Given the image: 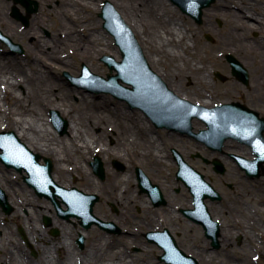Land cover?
I'll list each match as a JSON object with an SVG mask.
<instances>
[{
  "label": "bare ground",
  "instance_id": "bare-ground-1",
  "mask_svg": "<svg viewBox=\"0 0 264 264\" xmlns=\"http://www.w3.org/2000/svg\"><path fill=\"white\" fill-rule=\"evenodd\" d=\"M112 1L116 8L119 9L124 21L140 36V41L146 50L148 60L154 65H160L164 70V73L157 71L158 75L175 94L205 107H212L220 103L214 100L218 96V92L210 80L213 55L200 51L199 45L194 38V32L189 29L188 24L180 17V12L176 5L169 3L168 0H128L125 6L123 3L126 0ZM85 6L86 8L90 7L89 4ZM261 6L246 0H219L214 7L206 8V13H203V16L210 20L215 15H223L228 20L230 28L227 35L222 39V45L228 51L242 54L247 63H250V60L259 63L258 69L261 71L262 76L256 78V82L260 85L259 89L264 92V37H261L260 40H250L243 36V32L247 33L250 31H259L264 36V10ZM244 9L254 12L248 13L249 11L245 12ZM2 13H4V10L1 9L0 16L4 15ZM250 16H254L256 20H253ZM8 24L12 31L17 34L15 32L16 26L10 21ZM205 26L209 29H214L212 22L208 21ZM39 27L40 21L34 19L31 28L26 29L25 34L27 36L36 34L37 32L35 33L34 31L38 30ZM90 28H93V26L87 25L84 30L90 32ZM69 29L64 30V36L63 34L61 36L55 34L52 39V43L55 45L49 54L51 58L57 60L63 67L70 65V61L63 59L59 54L61 48L66 45H75L78 54L85 60H92L95 55L105 51L102 48L104 44V35L102 33H96L94 30L93 33L87 32L84 38L78 39L77 35L73 33L74 31ZM189 32L193 35L192 40ZM35 43L37 48L44 49L49 46L50 41L41 38L39 35ZM106 45L107 48L111 46L110 42H107ZM35 57L37 58L38 54H35ZM116 57L119 58L120 56L117 55ZM15 61L21 62L15 57L8 59L10 63ZM240 62H242L241 59ZM4 63L5 61L0 56V129L3 125L5 128L9 126L16 130L18 138L24 141V144L30 150H38L43 154L52 155L56 159V171L53 178L59 185L69 188L71 186L70 176L77 174L79 180L84 183L87 189L96 191L120 205L122 211L117 216V220L123 224L122 228L125 235L114 239L104 234L96 226H91L86 234L88 241L85 249L78 251L73 238L78 232L83 233V230L77 226H72L66 220L55 215L51 203L41 202L33 191L24 187L16 180L17 177L14 179L12 174L0 165V184L10 194V200L15 207L12 219L20 221L24 225L29 238L34 242L40 253L37 259L31 258L20 241L16 239L14 230L10 228L0 237V243L4 245V251L2 250L0 254V262H6V264H157L146 256L144 249L143 253H141L143 255L141 259L134 257L127 251V244H141V235L139 233L142 231H157L169 225L176 230L174 227L178 221L187 224L186 219H183L177 212L178 209L181 211L193 208V204L190 201H181L175 205L173 204L175 199L172 196L173 194L168 192V198L167 196L165 197L168 200V207L163 209L152 207L149 199L139 198L134 191L128 190L129 192H127V187L123 189L122 184H130L132 186V182H136L134 176L110 171L112 176L110 181L101 183L93 175L94 169L90 164L95 153L104 151L107 154L114 153L122 157L131 165L139 162L144 165L146 171L158 176L164 163L171 162L169 154L164 151L163 144L165 141H169L170 145H174V147L179 149L181 140H183L182 137L185 135L166 130L165 134L162 133V138H156L155 134H157V131L153 129L150 117L145 112L140 109L138 111L135 108H133L134 110H128L125 107H120V104H114L116 109L112 113L110 110H104L107 115L102 116L101 113L103 111L94 107L93 109H96L95 114L84 116V114L75 111L74 103L71 100L72 96L76 93L79 94L80 91L76 92L68 87L55 93V85L51 84L49 79L45 75L43 77V74L40 73L37 75L36 80L44 78L48 82L44 90V104L62 109L63 113L70 118V135L59 137L50 119L42 117L41 110L44 107L42 101L37 99L33 105L26 103L24 97L18 91V86L23 84L26 86V90L30 91L34 82L32 72L31 74L28 73L22 63H13L15 66L12 64L11 70L3 72L4 70L1 66ZM92 69L96 70L95 67H92ZM32 71L35 72V70ZM187 80L190 82L189 85H185ZM262 85L263 88L261 87ZM262 96H250L249 98L253 100L262 99L264 98V93ZM45 101L47 102L45 103ZM80 102L89 104L91 102L90 95L80 93ZM110 102L111 100L103 96L102 105L100 106L107 107ZM136 113H138V119ZM109 124H111L112 128ZM96 126H102L103 129L100 133L93 131ZM192 128L197 131L201 130L202 126L198 122H193ZM109 130H116L113 148L106 141V134ZM149 131L151 134L148 133ZM162 139L163 142L160 141ZM196 148L200 149V146L193 144L192 150ZM221 148L224 153L233 152L237 155H248L247 157L252 158L251 147L236 139H226ZM179 150L181 152V149ZM188 151L190 152L189 148ZM211 151L213 153L210 155L215 156L216 154L214 153L219 150L211 149ZM222 158L225 164L229 163L226 157L222 156ZM84 160L90 162V164L84 163ZM146 163L149 164L148 169ZM231 170L235 171L234 168H231ZM229 175L233 179L237 177L232 172H229ZM120 180H122V183H120ZM137 180L139 183L138 174ZM257 183H262L264 186V179H260ZM235 184L239 192L241 191L239 193L240 200H244L243 198L248 195L250 199H259L252 192L253 187L247 188L248 185L240 180ZM260 195L264 199V193ZM136 199L143 200V212L145 213V217L142 218L143 230H138L137 232L129 228L138 219L132 214V206L137 203ZM240 200L228 201V207H225L224 203L220 204V207L224 209L223 212L228 214L233 221V225L227 224L226 217H224L223 228H221L222 241L227 245L229 241L225 238H232L240 233L244 234L245 237L249 236L246 238L249 246L256 245L255 227H258V235H264V222L263 224L262 222L251 223L248 216L242 214ZM171 204L173 205L172 207ZM24 208L27 209L26 213L23 212ZM96 209L99 217L105 218L107 216L99 211L101 209L99 205ZM209 210L215 220L216 217L221 219L214 213L215 207L209 206ZM254 211L256 212V209ZM259 211L261 212L259 216L263 217L264 209H259ZM47 215L52 216L54 225L58 226L61 231L60 236L54 240L49 239L46 229L40 223L42 217ZM237 225H240V229ZM191 227L193 226L191 225ZM191 227L188 229L189 232H193ZM165 229L171 234L174 231L169 227ZM202 242L204 241L200 243L202 244ZM192 244L193 242H190V249L194 251L198 245ZM206 251V248H196L197 255L201 257L200 264H232L230 260H228L229 263L224 259L207 257L205 256L208 253ZM208 255L212 256L211 254ZM225 258L229 259L227 256ZM216 260H219V262ZM238 264L252 263L245 259Z\"/></svg>",
  "mask_w": 264,
  "mask_h": 264
},
{
  "label": "rangeland",
  "instance_id": "rangeland-1",
  "mask_svg": "<svg viewBox=\"0 0 264 264\" xmlns=\"http://www.w3.org/2000/svg\"><path fill=\"white\" fill-rule=\"evenodd\" d=\"M39 2V10L34 13L28 24H24L22 20L17 19L13 15V8H14V2L12 0H0V10H4L3 16H0V30L7 36H9L14 42L21 44L23 47L24 51L23 53H18V52H12L10 48L0 40V56L2 57V60L5 61V63L1 66V68L5 71L11 70L12 66L14 64H19L22 63V66L26 69L28 73L33 74L34 82L32 85V88L28 92L26 90V86L23 84L21 86H18V91L21 93V96L24 97L26 103H31L32 105L35 104L37 99L41 100L43 103V109L41 110L42 117H48L52 123V126L54 127L57 135L59 137H65L70 135V118L66 116L65 113H63L62 109L58 107H53L47 104H44V90L46 89V85L48 82L42 78V80H36V77L38 74L42 73L43 77L44 75L49 79L50 83L55 85L54 92L58 93L60 89H66V88H71L74 89L76 92L80 91L79 94H75L72 96L71 100L72 103H74V108L75 111L80 112L84 114V116L95 114L96 109H100L103 111L102 116L107 115L104 110H110L111 113L114 111L115 105L120 104V107H125L128 110H134L130 104L126 100H122L120 98L115 97L113 94L108 93V92H103L101 91L100 85L96 84L94 85V89H90L86 86L79 85L78 83L72 81L67 73H69L73 77H77L81 74V70L83 67V64L87 65L90 70L93 73L102 75V76H107L110 72V68L107 66V64L102 61V57L104 55H112L115 58L116 56L119 55L120 57L117 58V60H121V51L120 47L117 45L115 42L114 36L104 27V22L103 19L100 17V13L102 11V8L104 6V2L106 0H49V1H44V0H37ZM111 3L113 2L112 0H108ZM126 0L123 5L127 4ZM216 0L211 6L214 7L217 4ZM250 3H255L259 4L263 10H264V0H246ZM169 3H172L176 5L179 9L180 12V17L184 19V21L188 24V27L191 31L194 32V38L196 40V43L199 45L200 51L202 53H207L213 55V60H212V71H211V76L210 80L212 81L215 90L218 92V96L214 98L215 101H219L220 104L227 103V102H233V101H238L241 102L248 107L257 110L261 116H264V98L260 99H255L253 100L252 98L250 99V96H260L263 97V91L260 90V85L256 82V78L262 76L261 71L258 69L259 63L253 62V60H250V63L245 62L243 55L235 52L228 51L225 47L222 45V39L224 36L227 35V32L230 28V23L228 20L223 16V15H215V17H211L210 20L206 18V16H203L202 22H197L195 18L190 16L189 14L183 12L181 8L175 4L172 0H168ZM86 4H89L90 7L86 8ZM115 9L118 11V13L121 15L119 9L116 8L114 3H112ZM18 8L21 10L23 14H26L25 9L22 5L17 4ZM238 7V6H237ZM208 8V7H207ZM209 9V8H208ZM240 9V7H239ZM242 9V8H241ZM206 8L204 9V14L206 13ZM245 12L249 11L248 13H253L254 11H250L249 9H244ZM121 17H123L121 15ZM253 20H256L254 16H250ZM38 19L40 21V27L36 31H34L36 34L26 35L25 31L26 29H30L33 20ZM87 19V20H86ZM124 20V19H123ZM9 21L12 22L16 26V31L17 34L12 31V29L9 26ZM209 22H212L214 24V29H209L208 27L205 26ZM90 26L93 28H90V32L87 30H84V27ZM128 25V24H127ZM129 26V25H128ZM70 28L72 29L76 35L77 38H84L88 33H93L94 30L96 33H102L104 35V44L102 46L105 51L101 54L95 55V58L92 60H85L82 56L78 54V51L75 48V45H66L61 48L59 54L60 56L65 59L70 61V65L68 67H63L62 65L59 64V62L49 56L50 51L54 47V43H52V39L55 36V34H65L66 30L65 28ZM95 27V28H94ZM130 27V26H129ZM131 28V27H130ZM69 29V30H70ZM131 30L134 32V30L131 28ZM135 36L137 37L139 44L141 45L143 52L145 54V57L147 58L146 55V50L144 49V46L142 45L140 41V36L134 32ZM40 35L41 38L46 39L50 41L49 46L43 48H37L36 41L38 39V36ZM62 36V37H63ZM189 36L192 40V34L189 32ZM243 36L249 38L250 40H260L261 37H264L259 31H250V32H243ZM110 42L111 46L107 48L106 43ZM36 51V53H34ZM33 52V54H32ZM230 53L233 54L235 57H237L239 60L243 62L247 70L249 71L250 75V80L249 84H245L239 79H237L236 76L232 74V69L227 61L226 55ZM35 54H38V57H35ZM15 57L17 60L21 62H13L10 63L8 62L9 58ZM8 58V59H7ZM148 60V58H147ZM214 61V63H213ZM149 65L150 67L158 74L157 71H161L164 73V70L161 68L160 65H154L152 64L149 60ZM13 64V65H12ZM15 66V65H14ZM92 67H95L96 70L92 69ZM32 70H35L33 72ZM217 72H220L221 74L226 76L225 80H222L219 78L216 74ZM113 74H116V71L112 72ZM52 80V82H51ZM185 85H189L190 82L188 80L185 82ZM263 88V85L261 86ZM256 90H258L256 92ZM260 90V91H259ZM80 93H85L86 95H90L91 102L89 104H83L80 102ZM106 97L108 100H111L110 104L108 103V106H100L102 105L101 100L102 97ZM259 101V102H258ZM47 101H45L46 103ZM115 104V105H114ZM125 106H124V105ZM96 107V109H93ZM101 107V108H100ZM213 107V106H212ZM136 110L139 111L138 108H135ZM51 111H57L59 114L66 119L68 126H67V131L64 133H61L59 129L55 126L53 121L51 120ZM136 117L138 119V113H136ZM144 114V113H143ZM145 115V114H144ZM151 121V120H150ZM193 122H198L202 126V129L206 127L204 122H202L199 119H195ZM6 123V122H5ZM153 125V129L156 130L157 134H155L156 138H162V133L165 134V131L163 128H156L153 124V122H150ZM111 126V124H109ZM112 128V126H111ZM102 126H96L93 128V131L96 133H100L102 130ZM114 129V127H113ZM2 131H13L16 134V130L9 126L3 125V127L0 129V133ZM116 130H109L106 134V141L109 144L110 147H114V133ZM196 131V130H195ZM198 131V130H197ZM148 133L151 134L149 131ZM160 133V134H159ZM185 135L183 140H181V144L179 146V149L177 147H174V145H170L169 141H165L163 144L164 146V151H166L169 154V158L171 162H165L163 165V168L161 169V172L158 174V176H155L151 174V172H148L144 169V165L137 162L128 164L125 159H123L120 156L115 155L114 153L107 154V152L104 151H99L98 153H95L92 156V160H94L95 156H99L103 163H104V168H105V178H100L95 172L93 171V175L101 182L105 183L110 181L112 176L110 175V171H116L121 174H128V176H134L136 182H132V186L130 184H122L123 189L127 187V192L134 191L139 198L147 200L149 199L145 193H143L139 187V183L137 180V168L141 170H145V174L151 179V181L155 184H158L160 188L163 191V194L165 197L167 196L168 198V192L173 194V198H175L173 201V204H177L181 201H190L193 204V197L192 194L190 193L189 189L187 186L180 180L177 179L176 173L178 170V165L174 161L173 157V148H177V150L180 152L182 157L185 159L186 162H188L191 166L196 168L198 171H200L202 174L205 175L206 179L211 182V184L218 190V192L223 196L222 201H211L208 205L211 207H215V214L218 217H216L218 220H220L221 223V228H223V223H224V217H226L227 224L233 225V221L231 218H229L228 214L224 213V209L220 207V204L225 205V207H228V201H233L234 199L240 200L239 196V190L233 189L232 185L235 182L243 181L246 185H248L247 188L253 187V191L259 199H250V196H246L243 199L240 200V209L242 210V214L245 216L247 215L249 218V221L251 223L253 222H259L263 224L264 222V213L262 214L263 217H260L259 215L261 212L259 209H264V199H262L260 194L264 193V186L263 184L257 183L260 179H264V169L261 171V175L255 178H251L246 173L240 169V167L235 163L233 158H231V155L233 152H227L224 153V151H216L214 155H210L213 153L210 148H208L205 144L201 143L200 141L196 140L194 137L189 136L188 134H183ZM20 139V138H19ZM135 139V138H133ZM157 140V139H156ZM22 141V140H21ZM163 142V139L160 140ZM180 141V140H178ZM24 143V141H22ZM183 142V143H182ZM185 144V145H182ZM193 144H197L200 146L199 148L193 149ZM162 146V145H161ZM176 146V145H175ZM188 148L190 149V152L188 151ZM2 152L3 150L0 149ZM34 153H38L42 156L41 162L45 163V158H50L53 161L54 168H53V175L56 171V159L52 155H46L43 154L41 151L38 150H32ZM226 157L227 160L229 161L228 164L224 163V159L222 158ZM246 156V155H245ZM248 156V155H247ZM218 159L221 161L223 165L226 167V171L224 173H218L214 169V164L213 160ZM84 163H89L86 160H84ZM118 164H121L119 167ZM0 165L6 170H8L12 176L17 177L16 180L24 185L27 189L33 191L34 195L40 199L41 202L43 203H51L54 208V214L60 217L61 219L66 220L69 222L72 226H77L79 229L83 230V233L78 232L76 236H74L73 240L76 245V249L78 251H82L85 249L87 245V237L86 234L88 233L89 229L91 228H85L81 223L80 219L77 217H70L69 219L61 217L55 205L51 202V200L47 199L44 196H40L37 194L36 190L29 186V184L24 180L25 176H27V172L21 171V170H16L14 167H8L5 165L1 160H0ZM91 165V164H90ZM147 169L149 168V164L146 163ZM108 167V168H107ZM231 168H234L235 171L231 170ZM229 172H232L234 175H236V178H232L229 175ZM154 173V172H153ZM70 181H71V186L72 187H77L78 189L90 193V194H96L99 196V200L96 202L94 206V213L95 215L97 214V206L99 205L101 209L99 210L101 213L106 214L107 216L105 218L99 217L98 214L96 215L97 217L105 220V221H112L114 222L118 228L120 229L119 232H108L101 228L99 225L94 224L93 226H96L100 231H102L104 234L107 236H111L112 238L116 239L121 236H124L125 232L123 230V224L118 222L117 216L121 213L122 207L118 205L116 202L110 200L106 196L96 192L87 189L84 186V183L81 182L77 176V174L71 175L70 176ZM122 180H120V183ZM237 186V185H236ZM0 192H2L8 199V202L12 208L10 213H7L3 207L0 205V237L1 235L5 234L6 231H8L10 228H12L15 232V237L20 241L22 246L27 250L28 255L33 258L37 259L40 255L38 249L35 247L34 242L29 238V235L24 228V225L20 223V221H15L12 219V214L15 211V207L11 202V197L10 194L6 192V190L2 187L0 184ZM126 192V193H127ZM137 203L133 204L132 206V214L134 217H137L138 219L131 224L129 227L130 229L135 230L136 232L138 230L142 231L143 230V222L142 218L145 217V213L143 212V200L136 199ZM150 200V199H149ZM168 201V200H167ZM170 202V201H169ZM150 205L155 208L163 209L168 207V203L166 205H159V206H154L152 202L150 201ZM63 208H67V206L63 203L62 204ZM173 205L171 204V207ZM170 207V205H169ZM219 207V208H218ZM250 207V208H249ZM256 209V212L254 211ZM26 208L23 209V212L26 213ZM221 210V212H219ZM98 211V212H99ZM183 219H186V222H176L177 225H175L174 230L171 225L165 226L161 228L160 230H164L166 227H169L172 229V235L178 242L179 246L184 249V251L187 254H191L194 256L199 263H201L200 258L196 253V248L201 247V248H206L208 250L209 247H211L210 241L206 238L204 230L201 225L196 224L195 222L191 221L189 218L185 217L182 212L178 209V212ZM253 213L252 215H250ZM221 214V215H220ZM249 214V215H248ZM257 214V215H256ZM226 215V216H225ZM213 216V215H212ZM215 216V215H214ZM45 217H48L51 221L49 223L46 222ZM45 217H42L41 219V224L44 229H46V233L49 237L50 240H54L57 237L60 236V229L58 226L54 225V221L51 215H47ZM256 219L255 221L252 219ZM259 218V219H258ZM76 219V220H75ZM222 220V221H221ZM137 224V225H136ZM191 225L193 227H191ZM240 229V225H237ZM193 229V232H189V228ZM6 228V230H4ZM264 228V227H263ZM57 230V234L54 233V231ZM258 227H255V240L256 245L249 246L248 243L246 242V238L249 236H244V234L238 233L236 236L232 238H225L228 239L229 244H225L223 241V244L219 249H214L211 252H208L205 256L207 257H212V258H217V259H224L227 262L228 260L232 261V264H238L243 262L245 259H247L249 262L252 264H264V235L258 236ZM229 231L232 232L231 229ZM143 232V231H142ZM140 232L139 235L141 239V244H127V251L133 255L134 257H138L141 259L143 255V249L146 251V256L149 259H152L155 261L157 264H166L165 262L160 260V256L163 254V249H161L156 243L149 242L146 233L148 231H144L143 233ZM254 232V233H255ZM221 236H222V231H221ZM83 237V246L80 244V239ZM223 238V237H221ZM201 241L202 244L200 243ZM190 242H193V244H197L198 247L192 251ZM204 243V244H203ZM192 244V245H193ZM4 245L0 243V254L2 253ZM208 247V248H207ZM247 248V249H246ZM207 252V251H206ZM208 254H211L212 256H209ZM225 256L229 257V259L225 258ZM219 262V260H216ZM234 262V263H233ZM230 263V262H229ZM0 264H6V262H0ZM231 264V263H230Z\"/></svg>",
  "mask_w": 264,
  "mask_h": 264
},
{
  "label": "water",
  "instance_id": "water-1",
  "mask_svg": "<svg viewBox=\"0 0 264 264\" xmlns=\"http://www.w3.org/2000/svg\"><path fill=\"white\" fill-rule=\"evenodd\" d=\"M14 2L13 15L28 24L30 17L39 10L37 0H12ZM181 10L197 22H202L203 10L211 6L216 0H172ZM17 4L25 7L27 14L21 13ZM104 20V27L115 37L117 45L120 47L122 59L117 60L112 55H104V61L110 68L107 77L93 73L90 68L83 64L82 73L79 77H73L67 73L68 77L79 85L93 88V85H100L103 92L112 93L115 97L126 100L131 107H138L145 111L158 126L177 127L181 130L196 136L198 139L207 143L211 148L221 149L224 141L228 138L242 139L253 147L257 154L255 160L240 158V164L246 169L251 177L260 176L261 168L264 169V117H260L256 110L237 101L223 103L215 107H205L185 100L175 94L161 79V77L150 67L137 37L113 4L106 0L100 13ZM0 39L7 43L13 52L23 53V47L15 43L9 36L0 30ZM226 58L231 65L232 74L245 84L249 83V71L232 54H227ZM222 80L226 76L217 72ZM202 119L207 128L198 133L193 132V118ZM51 118L57 129L61 133L67 131L68 123L59 112L51 111ZM0 159L9 167L18 170L24 168L29 176L25 180L34 187L41 196L51 199L61 217L69 219L76 216L81 219V224L85 228H90L97 224L108 232H119L120 229L112 221H105L94 214V206L99 200L96 194L86 193L77 187L66 188L60 186L53 179L54 164L50 158H45V164L39 160L42 156L33 153L25 144L21 143L15 132L2 131L0 133ZM215 169L224 172L225 167L219 160L214 161ZM95 173L100 178H105L104 163L100 157H96L91 162ZM119 167L121 164H118ZM179 170L178 179L182 180L195 196L196 206L201 208L184 209L183 212L191 218L197 219L196 213L206 212L204 202L207 189L217 194L215 189L205 180V176L187 163L183 158L178 159ZM140 187L143 191L149 190L155 198H162V192L157 185L152 184L151 180L141 170L137 169ZM204 195V197H203ZM63 202L68 205V209L61 206ZM203 198V199H201ZM0 205L10 213L12 208L7 197L0 192ZM206 216V214H205ZM207 219V216L205 220ZM47 223L50 222L46 218ZM203 219L202 221L205 222ZM57 234V230L54 231ZM150 242L158 244L165 249V253L160 259L169 264H186L191 257L179 249L174 237L166 229L165 231H150L147 234ZM83 237L80 244L83 246Z\"/></svg>",
  "mask_w": 264,
  "mask_h": 264
},
{
  "label": "flooded vegetation",
  "instance_id": "flooded-vegetation-1",
  "mask_svg": "<svg viewBox=\"0 0 264 264\" xmlns=\"http://www.w3.org/2000/svg\"><path fill=\"white\" fill-rule=\"evenodd\" d=\"M258 99V98H257ZM259 100V99H258ZM260 101V100H259ZM258 101V102H259ZM154 126L156 127V128H163V130H166L167 129V131H173V132H175V133H180L179 131H176L175 129H173V128H167V127H158V126H156L155 124H154ZM173 157H174V161L176 162V163H178V159L182 156L181 154H180V152L177 150V148H173ZM231 158H233V160H234V157L231 155ZM236 183V182H235ZM233 184L232 185V188L233 189H235L236 188V184ZM155 185H157L159 188H160V186L158 185V184H155ZM160 190H161V192H162V195H163V197L162 198H155V197H153V195H151V193H150V191L149 190H146V191H142L143 193H145L146 195H147V197L150 199V201L152 202V204L154 205V206H161V205H166V203H167V200H166V198H165V195L163 194V191H162V189L160 188ZM193 197V196H192ZM222 199H223V196H221V198L218 200V201H222ZM205 201H206V204H207V207H208V209H209V206H208V204L211 202V201H215V200H213L211 197H209L208 195H206L205 196ZM193 202H194V198H193ZM210 211V210H209ZM211 213V212H210ZM202 227L204 228V226L202 225ZM204 233H205V236H206V238L210 241V244H211V247H207L208 248V250H207V252H211L212 250H214V249H219L220 247H221V245L223 244V242H222V236H221V229H220V231H219V234H218V238H216V244L214 243L215 242V240L213 239V235H209V234H207L206 233V231L204 230ZM259 236V235H258ZM212 249V250H211Z\"/></svg>",
  "mask_w": 264,
  "mask_h": 264
}]
</instances>
